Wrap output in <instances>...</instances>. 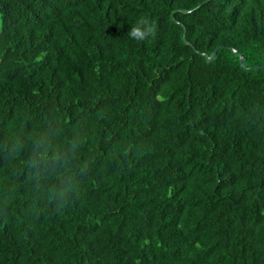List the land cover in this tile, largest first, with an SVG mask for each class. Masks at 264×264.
Masks as SVG:
<instances>
[{
  "label": "trees",
  "instance_id": "16d2710c",
  "mask_svg": "<svg viewBox=\"0 0 264 264\" xmlns=\"http://www.w3.org/2000/svg\"><path fill=\"white\" fill-rule=\"evenodd\" d=\"M0 264H264V0H0Z\"/></svg>",
  "mask_w": 264,
  "mask_h": 264
},
{
  "label": "clouds",
  "instance_id": "9594fccd",
  "mask_svg": "<svg viewBox=\"0 0 264 264\" xmlns=\"http://www.w3.org/2000/svg\"><path fill=\"white\" fill-rule=\"evenodd\" d=\"M127 35L130 39L137 42H143L149 37L154 38L156 35V24L148 16H143L130 27ZM39 148L40 146L37 145V149ZM36 157L38 160H44L46 158V153L37 150Z\"/></svg>",
  "mask_w": 264,
  "mask_h": 264
},
{
  "label": "water",
  "instance_id": "95a60500",
  "mask_svg": "<svg viewBox=\"0 0 264 264\" xmlns=\"http://www.w3.org/2000/svg\"><path fill=\"white\" fill-rule=\"evenodd\" d=\"M241 62H242V60H241Z\"/></svg>",
  "mask_w": 264,
  "mask_h": 264
}]
</instances>
